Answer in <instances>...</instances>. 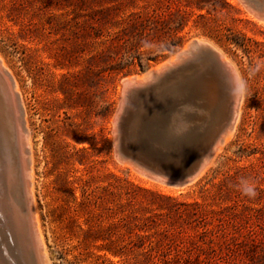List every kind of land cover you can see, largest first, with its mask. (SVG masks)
Segmentation results:
<instances>
[{
  "label": "rangeland",
  "instance_id": "1",
  "mask_svg": "<svg viewBox=\"0 0 264 264\" xmlns=\"http://www.w3.org/2000/svg\"><path fill=\"white\" fill-rule=\"evenodd\" d=\"M253 1L0 0V59L23 113L47 264H264V20ZM157 21L184 26L175 52H160ZM203 42L240 81L232 134L188 184L139 175L118 153L123 81Z\"/></svg>",
  "mask_w": 264,
  "mask_h": 264
},
{
  "label": "water",
  "instance_id": "2",
  "mask_svg": "<svg viewBox=\"0 0 264 264\" xmlns=\"http://www.w3.org/2000/svg\"><path fill=\"white\" fill-rule=\"evenodd\" d=\"M252 6L264 20V0L253 1ZM14 89L12 77L0 62V166L4 169L3 151L7 146L6 109L1 96L5 93L17 115L27 204L23 213L10 205L8 192L0 182L1 249L10 264H47L32 217L26 134ZM240 101L239 78L221 51L208 43H193L173 63L143 81L123 83L116 120L118 153L150 176L173 185L188 184L233 127Z\"/></svg>",
  "mask_w": 264,
  "mask_h": 264
},
{
  "label": "bare ground",
  "instance_id": "3",
  "mask_svg": "<svg viewBox=\"0 0 264 264\" xmlns=\"http://www.w3.org/2000/svg\"><path fill=\"white\" fill-rule=\"evenodd\" d=\"M186 48H187V46H186ZM177 56L172 57L169 60L155 66L150 71H148L146 74H144L142 77L127 78L126 80L123 81V83L131 82V81H143L149 74H152L154 72H158V71L162 70L163 68H165L166 66H168L169 64L173 63L177 59ZM223 59L225 62L229 63L225 59L224 55H223ZM0 62H1V66L6 70V67H5V65L1 59H0ZM1 96H2L3 101L5 103V109H6L4 114H5V124H6L5 135L7 137V146L5 147V149L3 151L4 152L3 153L4 154L3 155V162L5 163L3 166L4 169H2L0 166V182H2L4 184V187L6 188V190L8 192L10 205H14V207H16L18 205V206L22 207L23 210H27L26 198H25V194H24L25 180H24L23 164L20 161V154L18 151V149H19L18 141L19 140H18V129H17V115H16L14 105L11 102V99L5 93H1ZM237 117H238V115H237ZM116 120H117V117L115 118L114 122H116ZM231 129H229L226 132L225 137L223 139L224 141H226L227 138H229L230 134H232ZM222 145H223V143H220L217 145L215 151L213 152V155H212L210 161L203 167V169L199 172V174L195 177V179L199 178L211 165H213V160L215 159L216 154L221 150ZM27 150L29 151V149H27ZM131 169H134L137 173H140L139 175L143 174V175L149 176L153 180H156L158 182H162L163 184L164 183L169 184L167 181H165L162 178L153 177V176L146 174L143 170H141L140 168H138L134 164L131 165ZM28 195H29V199H30L31 209L33 207L32 217L35 216V219H36V221H35L36 224L34 223V225L36 226V233L38 235V238L40 240L41 245L44 246L43 242H42L43 241L42 235H41V232H40V229L38 226L34 200H33V197L31 196L30 185L28 188ZM1 246H4V244L0 243V263L3 264V262H4L5 264H10L9 257L7 255L6 256L3 255V252L5 253V250H2Z\"/></svg>",
  "mask_w": 264,
  "mask_h": 264
},
{
  "label": "trees",
  "instance_id": "4",
  "mask_svg": "<svg viewBox=\"0 0 264 264\" xmlns=\"http://www.w3.org/2000/svg\"><path fill=\"white\" fill-rule=\"evenodd\" d=\"M145 21H146V23H148L150 21V19L147 18ZM123 23L128 24L129 22H127L126 20H123ZM157 23L159 24V27L161 28V30H164V29L166 30V31H163L162 33L166 37H168V39H166V41L164 43L165 44L164 48L162 50H160V52H168V53L175 52V48L179 46V38H177V41H175L172 36H175L179 32H181L183 30L184 26L182 25V23H179L178 25H176L175 27H173L171 29L170 27H166L167 25L162 21H157ZM140 26H141V24H140ZM171 33H172V35H171ZM170 37H171V39H170ZM124 42H126V41H124Z\"/></svg>",
  "mask_w": 264,
  "mask_h": 264
},
{
  "label": "clouds",
  "instance_id": "5",
  "mask_svg": "<svg viewBox=\"0 0 264 264\" xmlns=\"http://www.w3.org/2000/svg\"><path fill=\"white\" fill-rule=\"evenodd\" d=\"M236 187L242 196H246L250 199H254L258 195L255 183L249 180H242Z\"/></svg>",
  "mask_w": 264,
  "mask_h": 264
}]
</instances>
